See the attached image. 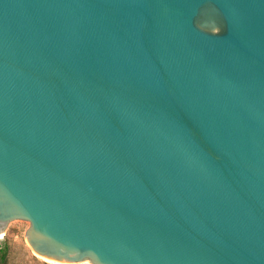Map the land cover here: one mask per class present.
Masks as SVG:
<instances>
[{
    "label": "water",
    "instance_id": "obj_1",
    "mask_svg": "<svg viewBox=\"0 0 264 264\" xmlns=\"http://www.w3.org/2000/svg\"><path fill=\"white\" fill-rule=\"evenodd\" d=\"M52 262L264 264V0H0V235Z\"/></svg>",
    "mask_w": 264,
    "mask_h": 264
},
{
    "label": "rangeland",
    "instance_id": "obj_2",
    "mask_svg": "<svg viewBox=\"0 0 264 264\" xmlns=\"http://www.w3.org/2000/svg\"><path fill=\"white\" fill-rule=\"evenodd\" d=\"M30 222L25 219H13L8 223L5 235L0 237V243L9 240L10 264H54L39 258L33 249L25 242V234ZM71 264H91L90 262H73Z\"/></svg>",
    "mask_w": 264,
    "mask_h": 264
},
{
    "label": "trees",
    "instance_id": "obj_3",
    "mask_svg": "<svg viewBox=\"0 0 264 264\" xmlns=\"http://www.w3.org/2000/svg\"><path fill=\"white\" fill-rule=\"evenodd\" d=\"M10 245L9 240L6 239L4 243H0V264L9 263Z\"/></svg>",
    "mask_w": 264,
    "mask_h": 264
},
{
    "label": "bare ground",
    "instance_id": "obj_4",
    "mask_svg": "<svg viewBox=\"0 0 264 264\" xmlns=\"http://www.w3.org/2000/svg\"><path fill=\"white\" fill-rule=\"evenodd\" d=\"M1 236H2V235H0V237H1ZM34 253H35L39 258H41V259H43V260H45V261H47V262H52V261L48 260L47 258H45L44 256L37 254L35 251H34ZM52 263H54V264H71V263H73V262H52ZM87 263H88V262H87Z\"/></svg>",
    "mask_w": 264,
    "mask_h": 264
}]
</instances>
